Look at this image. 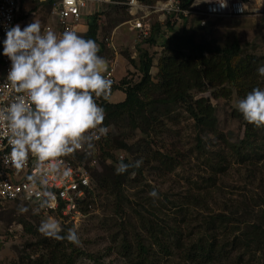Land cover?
Wrapping results in <instances>:
<instances>
[{"label":"trees","instance_id":"16d2710c","mask_svg":"<svg viewBox=\"0 0 264 264\" xmlns=\"http://www.w3.org/2000/svg\"><path fill=\"white\" fill-rule=\"evenodd\" d=\"M142 1L148 4L154 3L156 0ZM104 6L105 8L119 7L115 4H104ZM106 16V10L95 12L89 18V29L84 35L85 39H92L97 43L100 49L98 55L103 58H107L106 55L111 54L103 46L105 45L104 39L112 33L105 30L103 19ZM129 18L110 20L108 27L112 30L120 23L128 21ZM201 19L202 17L198 15L191 16L193 21L190 22V27L196 31L194 33L186 30L177 32L174 27H170L172 30L170 36L165 39L164 45L166 52L159 58V71L155 78L151 75L154 57L147 50H141L139 52V69L137 70L141 76L140 80L134 82L132 78H122L120 86L117 87L125 92V99L114 103L108 96L107 99L101 97L98 101L105 111L103 126H107L108 129L111 126L125 129L124 126H127L125 134L122 132L125 136L109 135L108 131L106 137L94 141V145L100 144V148L106 151L100 159L95 158L94 148L90 150V154L77 151L72 154L87 167L95 161L94 167H89L94 184L90 198L94 199L96 191H102L115 202L116 217L123 216L127 207L131 206L135 214L142 219L140 226H135L132 223L136 241L134 244L129 242L130 237L124 231L127 223L130 225L132 221L129 219L130 222H115V225L119 224L121 229L117 235L123 234L124 244L121 253L132 264H155L157 256L153 251L154 248L159 249V252L162 253L161 257H166L168 261L172 262L178 261V264H203L205 261L212 262L213 259H222V263L226 264L225 259H230V255L233 254L236 255L235 264H242L247 255L261 251L264 245V196L258 195L259 201L256 204L260 208L259 211L251 210L249 205H245L241 211H231L228 214L216 213L203 219L198 230H193L186 235L179 223L162 218L161 215L164 213L162 206H157L152 201L148 203V198L145 201L137 202H132L129 199L126 194V185L129 180L133 184L141 181V178L144 177L142 166L138 169L130 168L126 173L118 175L115 169L120 161L115 166L106 163V160L114 157L111 154L113 149H127L134 154L137 151L140 153V149L143 147L144 150L141 151H144V158L148 164L150 161L159 162L155 169L171 172L177 164L181 163V155L153 151L151 147L153 142H147L146 137L149 138L152 133H160L164 124L161 117L170 115L168 113L172 111V106L179 104L186 107L195 126L202 133H212L225 139L216 128L215 107L205 97L195 98L193 92L203 93L208 86L222 85L226 80L239 78L246 81V78L258 75L257 69L260 67L259 62L262 58L255 54L245 53L238 41L222 46L215 43V39L208 40L205 38L207 27L201 25ZM161 26L158 23L154 24L153 28L160 33ZM154 34L155 32H152L143 42L155 44ZM197 34L200 35V40L197 39ZM236 58L237 61L234 62ZM246 125V133L238 144L228 143L227 145L231 147L230 153L243 164L251 161V157L241 147L251 146L252 142H264V134H262L264 127L257 128L247 122ZM128 127L131 130H128ZM137 130H140L146 137H142L139 142L130 146L127 140ZM223 142L225 145L227 144V140ZM197 145V150L209 151L202 138H199ZM212 153L213 151L210 150L208 158L210 161L208 162H210L213 174L224 173L230 164L229 159L222 151ZM123 161L131 163L128 159ZM212 178L213 176L210 177L208 183L213 181ZM164 197L166 201H170L167 193L164 194ZM204 199L202 196L190 194L182 201V205L201 206ZM13 203L29 204V207L33 205L20 200L13 201ZM226 211L228 212V210ZM38 217L33 213L25 222V232L31 235L35 241L27 243L21 250L18 264H75L82 253L76 246L77 244L70 243L66 239H54L42 235L38 231L40 225ZM227 223H233L239 227L233 229V235L230 238L224 241L218 240L214 230L218 227H228ZM62 229L60 235L64 236L69 231V227Z\"/></svg>","mask_w":264,"mask_h":264},{"label":"rangeland","instance_id":"374dc122","mask_svg":"<svg viewBox=\"0 0 264 264\" xmlns=\"http://www.w3.org/2000/svg\"><path fill=\"white\" fill-rule=\"evenodd\" d=\"M105 10L107 16L103 19V23L105 30L108 32L115 29L111 30L108 27L110 20L125 19L130 16L125 6L107 7ZM201 17V21L209 19L206 16ZM210 20L208 21L205 38L208 40L215 39V43L222 46L231 45L238 41L245 53L255 54L262 58L259 66H264V14L229 18L213 17ZM154 21L153 18L149 22L150 25L154 24ZM191 21L193 20L190 17L182 24L183 28L180 26L175 31L196 32L190 27ZM123 23H120V25ZM122 33L123 29H120L118 34L122 37L115 35V44L119 54L117 64L120 68L123 67L121 69L122 73H120L122 78H132L134 82L140 80L141 76L137 73V70L139 69V52L141 50H147L154 57L151 75L155 78L159 71V58L166 52L165 39L170 36V33L167 35H163V33L156 34L155 44L145 43L143 42L144 39L138 40L136 35L130 37L131 35H127L129 31L124 35ZM197 36V39L200 40V35L197 34ZM205 54L207 55V53ZM109 56L115 58V54L106 55V57ZM134 60L137 62H133ZM236 61L237 58L234 62ZM122 78L121 80H123ZM257 87L264 89V77L253 75L246 78V81L239 78L226 80L222 85L208 86L203 93L193 92L195 98L205 97L215 107L216 128L225 139L212 133H202L195 126L194 120L190 117L186 107L181 104L172 106V111L168 113L170 115L161 117L164 124L160 133H152L148 138L140 130H137L129 136L131 138L127 141L130 146L139 142L142 137H146L147 142H153V145H151L153 151L180 154L181 163L177 164L171 172L155 169L159 162L150 161L148 164L145 161L146 158H144V151H141L144 150L143 147L140 149V153L137 151L134 154L127 149L111 150L114 157L106 160L108 165L115 166L121 158L123 160L128 159L130 162L138 159L143 161L144 177L137 184H133L129 180L126 185V194L129 199L132 202H137L140 200L145 201L148 198V203L152 201L157 206H162L164 208L162 218L179 223L186 235L193 232V230H198L203 219L216 213L228 214L231 211H241L245 205H249L251 210L259 211L260 208L256 204L259 201L258 195L264 196V142H252L251 146L244 145L241 147L251 157V161L244 164L240 163L237 157L230 153L229 149L231 147L227 146L228 143L238 144L241 138L244 137L247 125L238 112L236 105L248 92ZM124 128L111 126L109 127V135H124L127 126H124ZM129 129L130 127H128ZM128 133L130 132L128 131ZM199 138L205 141L209 151L197 150ZM224 140H227L226 145L223 142ZM94 150L93 153H96V159H100L106 152L100 148V144L94 145ZM210 150L213 151L212 154L222 151L229 159L230 164L224 173L213 174L210 162H208L210 161L208 159ZM94 163L95 161H93L92 167H94ZM161 173L163 174L160 175ZM212 176L211 180L213 181L208 183ZM153 189L159 193L157 198L149 195ZM166 193L170 201L165 200L164 194ZM190 194L205 198L204 202L200 204L201 206L182 205V201ZM90 203L92 207L85 208V215L79 218L78 221L71 222L66 218L61 219L57 214H51V216L43 214L40 208L35 205L29 207V204L0 201V264H18L21 250L27 243L35 241L31 235L25 232V222L33 213L39 216L38 221L40 224L43 220L52 217L60 223L62 228L69 227V230L77 232L79 243L76 246L80 248L82 253L75 264H132L121 253L124 244L123 234L117 235L121 229L119 224L115 225V222H130L129 219L132 221L130 225L127 223L124 231L130 237L129 242L134 244L136 241L132 227L134 225L140 226V220L142 219L135 214L131 206L127 207L123 216L116 217L115 208L117 206L115 202L102 191H96L94 199L90 198ZM21 208H26L27 211L21 212ZM227 226L218 227L214 230L218 240L224 241L230 238L233 235V229L239 227L233 223H227ZM241 227H244V225H241ZM153 251L157 256L155 264L179 263L161 257L162 253L159 252L158 248H154ZM159 257L161 258L159 259ZM225 261L226 264H235L236 255H230V259H225ZM222 262V259H213L212 262L205 261L203 264H223ZM242 264H264V245L261 251L247 255Z\"/></svg>","mask_w":264,"mask_h":264},{"label":"clouds","instance_id":"9594fccd","mask_svg":"<svg viewBox=\"0 0 264 264\" xmlns=\"http://www.w3.org/2000/svg\"><path fill=\"white\" fill-rule=\"evenodd\" d=\"M200 3L217 4L218 8L210 9L213 12L228 6V0ZM0 44V55L10 61L5 78L10 85L9 101L0 106L6 145L0 150L10 147L9 158L17 169L25 165L29 156L34 158L36 171L27 179L40 185L39 208H52L56 196L47 188V177L57 173L59 158L77 150L90 154L93 142L108 134V127L103 126L104 108L96 101L100 97L107 99L110 93L112 81L106 77L109 65L98 55L100 49L94 40L74 31H65L59 37L50 30L42 33L35 22L23 28L20 24L6 26L5 39ZM257 73L264 77V66ZM236 108L245 122L264 127V89L253 88ZM142 163V159L125 163L121 158L115 172L124 174L130 168H140ZM63 175L67 177L70 171L65 170ZM149 195L157 198L159 193L153 189ZM38 231L46 237L79 243L75 230L62 236V226L51 218L43 220Z\"/></svg>","mask_w":264,"mask_h":264},{"label":"built area","instance_id":"2783aa9c","mask_svg":"<svg viewBox=\"0 0 264 264\" xmlns=\"http://www.w3.org/2000/svg\"><path fill=\"white\" fill-rule=\"evenodd\" d=\"M25 1L0 0V41L5 39L6 26L11 27L18 24L17 17ZM89 2L100 5L125 6L130 15L126 23H129L130 27L136 30L138 40L149 37L155 30L153 28L154 24L150 25L149 23L153 18L164 27L161 28L160 33L156 30L155 33L167 35L172 30L170 27H174V30L180 26L182 27V24L192 15L209 18L201 21V25L207 27L208 21L213 17L229 18L264 14V0H228L227 8L215 12L210 11V9L213 7L218 8L217 4L200 3V0H156L154 3L148 4L142 0H110L108 3H105L104 0H59L53 10L58 26L46 25L41 30L42 33L50 30L54 31L58 37L65 31H74L78 34L76 27L82 20V9L87 8ZM167 23L169 25H166ZM104 41L107 48L114 50L117 58L119 54L113 36L106 37ZM2 48L3 45L0 44V52H2ZM108 65L109 70L106 77L112 81L110 95L117 86H120L121 82L115 75L114 64L108 62ZM9 67L10 61L8 58L0 55V106H6L9 101L8 88L10 85L5 82ZM100 98H97V103ZM98 105L100 104L98 103ZM4 131L3 126H0V146L6 145V139L2 136ZM10 151V147H3V150H0V201L13 202L20 200L39 207L40 196L38 193L41 191L40 185H33L27 179L36 171V161L29 156L25 165L17 169L9 158ZM77 152L88 153L85 150H77ZM59 160L60 167L57 173L50 174L47 177V188L56 196V200L53 202L54 207L40 210L43 214L49 216L57 214L61 219L66 218L71 222L78 221L79 218L85 215V208L92 207L91 203H88L94 185L91 169H89L92 164L87 167L80 162H76L78 159L72 154L61 157ZM65 170L70 171V175L67 177L63 175ZM51 219L53 218L51 217Z\"/></svg>","mask_w":264,"mask_h":264},{"label":"crops","instance_id":"0c3cea01","mask_svg":"<svg viewBox=\"0 0 264 264\" xmlns=\"http://www.w3.org/2000/svg\"><path fill=\"white\" fill-rule=\"evenodd\" d=\"M50 2L52 3L51 5H50ZM58 2H59V0H38L35 2L31 1V0H26L25 4L23 5L21 12L18 14L17 23L20 24L21 27L23 28L24 26H27L28 24L35 22L41 26V30L46 25H50V24L54 25V26L55 25L58 26L56 16L53 14V10H54V8ZM102 10H105L104 5H100V4H96V3H92V2L88 3L87 8L82 9V14H83L82 20L80 21V23L76 27L79 35L84 37V35L88 32V29H89V18L95 12H101ZM154 22H156L154 24L159 23L156 20ZM161 27H162V29L164 28L163 26H161ZM120 29H123V33H122L123 35L125 33H127L128 31H129V34H127V35H131L130 37H133L136 35V30L133 29L132 27H130L129 23H123L120 26H118L117 28H115L112 31V33L110 34V36H113L114 43H116L115 42V35L116 34L118 37H122V36H120V34H118V31ZM155 35H156V33L154 34V36ZM103 46L105 47L106 50L111 52L110 55L114 54V50L112 48H107L106 45H103ZM115 46H116V44H115ZM118 58H119V55L117 58L115 55V58H110V56H109L105 59L107 60V62H109V63L111 62L114 64L115 75H116L117 79L121 81L122 76L120 75V73H122L121 69H123V67L120 68L118 66V64H117ZM123 77H124V75H123ZM109 97H110V101H112L114 103L121 102L125 99V92L120 88H116L109 95Z\"/></svg>","mask_w":264,"mask_h":264}]
</instances>
